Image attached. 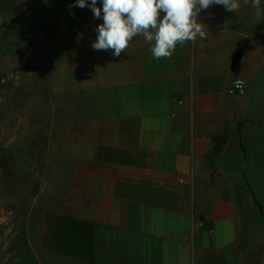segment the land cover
<instances>
[{
  "label": "crops",
  "instance_id": "crops-1",
  "mask_svg": "<svg viewBox=\"0 0 264 264\" xmlns=\"http://www.w3.org/2000/svg\"><path fill=\"white\" fill-rule=\"evenodd\" d=\"M75 3L47 5L72 16L67 30L90 47L83 60L95 80L65 176L71 189L42 212L41 252L57 264H264L251 224L264 232V206L246 192L257 196L264 182V17L213 5L199 15L205 39L156 60L140 36L119 57L93 49L103 13ZM237 78L239 97L228 94Z\"/></svg>",
  "mask_w": 264,
  "mask_h": 264
},
{
  "label": "rangeland",
  "instance_id": "rangeland-1",
  "mask_svg": "<svg viewBox=\"0 0 264 264\" xmlns=\"http://www.w3.org/2000/svg\"><path fill=\"white\" fill-rule=\"evenodd\" d=\"M50 1L0 0V264H57L41 252V209L71 189L74 136L89 119L90 47L73 45L72 16ZM254 186L264 206L263 179Z\"/></svg>",
  "mask_w": 264,
  "mask_h": 264
},
{
  "label": "clouds",
  "instance_id": "clouds-1",
  "mask_svg": "<svg viewBox=\"0 0 264 264\" xmlns=\"http://www.w3.org/2000/svg\"><path fill=\"white\" fill-rule=\"evenodd\" d=\"M241 0H76L74 6L90 7L95 18L103 13V23L97 25L96 40L91 47L95 50H112L119 57L126 52L134 37H143L150 44L149 51L156 60L171 59L177 46L197 39H205L207 26L199 20L202 10L221 5L228 12H236ZM245 4L249 0H243ZM257 20L264 17L261 0H251ZM243 81L237 80L236 86Z\"/></svg>",
  "mask_w": 264,
  "mask_h": 264
},
{
  "label": "trees",
  "instance_id": "trees-1",
  "mask_svg": "<svg viewBox=\"0 0 264 264\" xmlns=\"http://www.w3.org/2000/svg\"><path fill=\"white\" fill-rule=\"evenodd\" d=\"M213 142H214V148L212 149L213 153H217L219 151V149L222 148L223 144L226 142V135H221L218 137H214L213 138ZM70 184V183H69ZM71 185V184H70ZM249 193L254 197V199L256 200L258 209L260 213H263V207L262 205L259 203L254 191H252L251 189H249ZM43 211V208L41 209Z\"/></svg>",
  "mask_w": 264,
  "mask_h": 264
},
{
  "label": "built area",
  "instance_id": "built-area-1",
  "mask_svg": "<svg viewBox=\"0 0 264 264\" xmlns=\"http://www.w3.org/2000/svg\"><path fill=\"white\" fill-rule=\"evenodd\" d=\"M237 80L243 81L242 86H240V87L236 86V81ZM245 92H246V82L243 79H241V78L235 79L232 82V84H231V86H230V88L228 90V94L231 95V96H242V95L245 94Z\"/></svg>",
  "mask_w": 264,
  "mask_h": 264
},
{
  "label": "water",
  "instance_id": "water-1",
  "mask_svg": "<svg viewBox=\"0 0 264 264\" xmlns=\"http://www.w3.org/2000/svg\"><path fill=\"white\" fill-rule=\"evenodd\" d=\"M241 56H242V52L240 50L235 52L232 63H231V70L233 72H235L238 69Z\"/></svg>",
  "mask_w": 264,
  "mask_h": 264
}]
</instances>
